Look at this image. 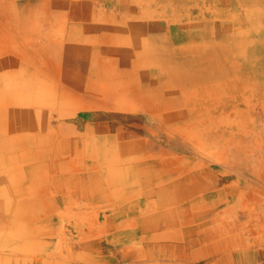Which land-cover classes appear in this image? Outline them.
<instances>
[{"label":"rangeland","instance_id":"obj_1","mask_svg":"<svg viewBox=\"0 0 264 264\" xmlns=\"http://www.w3.org/2000/svg\"><path fill=\"white\" fill-rule=\"evenodd\" d=\"M17 1L20 7H28L21 4L25 0H0V13L6 4L16 6ZM63 1L91 5L93 9L77 5V10L71 6L48 14L46 9L40 8L38 16L32 14L24 19L21 33L16 34L20 43L13 53L14 58H18L34 38L45 42V32L52 29L50 21L61 22L60 30L52 35L59 39L65 38V25L68 31L72 23L107 24L109 33L105 34V41L110 45H124L123 51L106 49V42L99 40L102 39L99 33H89L103 58V67L91 65L94 72L91 81L101 84L112 79L124 81L122 88L108 85L102 90L106 98L114 100L120 112L93 113L89 108L70 111L59 107L48 115L46 123L66 132L77 128L84 131L89 125L95 136L110 135L118 130L133 132L134 137L119 141L143 145L145 149L139 152L155 164L150 174L159 173V182L171 183L179 196L166 208L156 197V200H144L141 194L128 193L125 199L147 201L151 209H170L180 221V227L173 226L172 230L179 233L193 230L194 235L203 237L199 244L205 248L232 243L237 252L244 247L250 249V254L261 256L259 262L264 264V91L262 95L251 92L244 82H232L231 78L206 80L207 75H217L219 68L202 64L214 52L226 50L224 43V47L218 43L221 31L226 32L229 39H242L251 29H264V18L260 20L262 24L258 23V14L264 12V0ZM248 3L252 7H247ZM37 18L40 21L36 29L29 31ZM158 36L165 39L158 41ZM169 49L179 58L178 62L181 59L188 67V71L181 73L182 79L189 77L182 86L169 75L168 64L152 62L154 55L169 52ZM241 49L244 51L246 47ZM178 51L180 54H175ZM241 51L233 55H240ZM31 53L22 64L29 70L37 68L40 78H48L66 88L81 82L62 80L66 78L67 69L61 65L56 52ZM119 55H122L117 60L120 66L114 67L113 58ZM220 64L225 71L223 63ZM12 95L18 96V91ZM177 95L182 97L181 102H172L171 97ZM64 110L71 114L67 112L70 115L65 116ZM35 130L39 132L40 128ZM23 150L17 149L18 152ZM153 152L160 157L157 160L166 162L154 161L156 153ZM8 218L3 220L8 221ZM80 218H63L68 228L66 237L73 236L74 228L70 226L75 227V222L83 226L91 219ZM191 243L187 237L181 245Z\"/></svg>","mask_w":264,"mask_h":264},{"label":"crops","instance_id":"obj_2","mask_svg":"<svg viewBox=\"0 0 264 264\" xmlns=\"http://www.w3.org/2000/svg\"><path fill=\"white\" fill-rule=\"evenodd\" d=\"M17 3L6 4L0 13V244L4 246H0V264H263L261 256L244 247L237 252L232 243L205 248L199 244L203 237L193 230H172L180 227V221L170 209H151L144 200L159 198L167 207L179 194L171 183L159 182V173L150 174L155 164L139 152L143 145L119 141L134 137L133 132L95 136L89 125L82 126L84 131L66 132L46 123L59 107L120 112L102 90L108 85L122 88L124 81H91V65L103 67V58L89 33H99V40L106 42L107 24L72 23L68 31L65 25V38L59 39L52 35L61 22L50 21L45 42L34 38L14 58L20 43L16 34L21 33L25 18L38 16L42 8L51 14L57 8L86 6L63 0H25L21 4L27 8ZM36 20L29 31L36 29L40 19ZM105 44L106 49L123 51L124 45ZM48 51L59 54L67 69L62 80L81 81L79 85L66 88L22 64L29 53ZM122 55L113 58L114 67L120 66L117 60ZM65 110L63 114L69 116L71 112ZM157 157L154 154V161L166 162ZM128 193L141 194L144 200H126ZM6 216L8 221L3 220ZM67 217L91 219L83 226L75 222V227L70 226L73 236L66 237ZM187 237L192 243L181 245Z\"/></svg>","mask_w":264,"mask_h":264},{"label":"bare ground","instance_id":"obj_3","mask_svg":"<svg viewBox=\"0 0 264 264\" xmlns=\"http://www.w3.org/2000/svg\"><path fill=\"white\" fill-rule=\"evenodd\" d=\"M247 7H252L251 3H248ZM263 18L264 12L259 13L258 23L262 24L260 20H262ZM244 30L246 31L248 29L246 28ZM244 34L245 35L242 39H237L235 37H233V39H229V36H226V32H220L218 43H220V46H222V44L224 43L226 50L214 52V54L209 59H205L204 61H202V64L204 66H215L216 68H219V73L217 75H207L205 76V79L216 81L215 79L221 78L220 80H222V78H231L232 82H244L248 86V89L252 90L251 92H256L259 93V95H262L264 91V29H261L260 31H254L251 29L250 33ZM158 39L164 40L165 37L158 36V38L156 37V40ZM243 47H246L244 51L243 49H241ZM240 50H242V54H236L238 57L235 54L233 55V52ZM178 52H176L175 54H180V52ZM234 57L241 58L242 60L239 61V59L237 60V58ZM178 59L175 58L174 51L172 49H169V52L161 51L158 56L154 55L152 62L155 61L160 64H163L162 62H164V65L168 64L170 67H172L170 68L169 66H167L169 68V75L171 76V78L175 79L176 83L179 86H182L186 84V81L189 80V77L187 75L186 78L182 79L181 74L182 72L184 73L185 71H188V67H186L185 62L183 60L180 59L178 62ZM183 59L185 58L183 57ZM220 63H223L224 69H226L225 71L221 70ZM220 90H223V88ZM171 98L174 99L172 100V102H181L180 98L182 97L177 95Z\"/></svg>","mask_w":264,"mask_h":264}]
</instances>
